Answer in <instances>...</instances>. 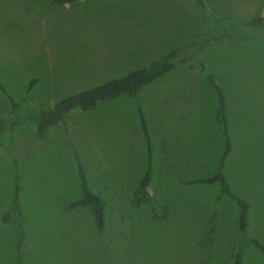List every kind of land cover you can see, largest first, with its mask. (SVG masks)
<instances>
[{"label": "rangeland", "instance_id": "1", "mask_svg": "<svg viewBox=\"0 0 264 264\" xmlns=\"http://www.w3.org/2000/svg\"><path fill=\"white\" fill-rule=\"evenodd\" d=\"M250 1L253 7L260 0ZM166 4L170 5L169 16L165 13ZM180 8L179 0L157 6L154 0H76L61 5L50 0H0V84L8 95L20 100L27 84L35 79L22 105L33 107L40 102L47 107L60 99L57 96L62 91H68L65 97L82 90L73 89L80 84L89 88L120 77L170 49L161 46L154 52L156 49L150 50L149 45L164 43L168 37L163 40L160 30L170 34L171 28L180 24L156 23V19L166 17L162 21L168 22L174 16L179 17ZM253 10L257 12L258 7ZM190 12L193 11L189 8ZM97 18H104L106 23L102 25ZM245 32L256 38L245 44L215 45L203 53L209 71L210 63L217 66L214 77L223 94L225 84L241 82L240 88L248 97L233 104L234 114L227 119L233 148L223 173L230 188L251 205L249 234L264 242V22ZM187 36L178 37L179 41ZM196 74L177 62L170 72L141 87L135 96L121 95L82 112L79 121L85 125L84 132L75 136L69 130L55 129L54 135L40 144L25 126L0 135L1 205L8 204L16 163L27 202H41V209L36 204L34 211L26 210L22 191L19 194L22 219L34 236V242L22 245L23 264H230L229 255L237 244L235 202L226 196L216 200V183H172L175 177L167 164L151 168L157 180L147 186L152 198L169 206L167 220H152L148 205L132 202L133 184L122 182L118 186L106 173L86 175L90 189V178L103 177L100 198L105 203L106 226L102 232H77L86 219L85 215L77 217L80 213L68 229L53 223L63 216L57 215L58 209L53 210L51 202L60 196L59 203H65L66 196L78 185L76 155L88 171L94 162H99L98 152L103 151L104 157L109 158L118 149L112 159L122 173L128 175L137 170L140 157L136 149L120 146L117 134H121L122 127L141 126V117L154 140L150 160L155 165L162 152L157 142L163 141L167 146L169 141L177 147L175 152L189 149L193 163L201 167L199 171L186 173V177L210 174L221 146L220 132L213 120L216 101L205 79ZM2 97L6 98L0 90V103ZM96 142L101 147L96 148ZM131 178L132 173L128 175ZM3 211H0V264H15L14 235L10 225L1 221ZM212 215L216 229L207 252L197 245V239ZM52 231L60 241H45V235ZM70 234L74 235V242L66 245L60 236ZM242 261L264 264V255L248 245Z\"/></svg>", "mask_w": 264, "mask_h": 264}, {"label": "trees", "instance_id": "2", "mask_svg": "<svg viewBox=\"0 0 264 264\" xmlns=\"http://www.w3.org/2000/svg\"><path fill=\"white\" fill-rule=\"evenodd\" d=\"M54 4H73L76 0H50ZM194 5L199 9L200 14L206 20L205 28L183 40L177 46L170 48L163 55L149 61L146 65L132 69L124 75L103 81L98 85L82 89L76 93L65 96L55 102L49 108H37L22 105L25 101V94L36 83L35 79L30 80L25 88L23 99L15 100L8 95L0 84V90L8 100V109L0 115V134L13 131L16 127L25 126L30 130L38 141L47 138L51 128L63 123L66 113L72 110L89 111L97 103L115 98L120 95L135 96L142 86L162 77L170 72L177 62L184 64L188 69L196 68L197 72L205 79L206 84L212 89L216 106L213 113V120L220 132V148L217 150V159L214 166L210 167V174L207 176L198 175L183 182L185 185L204 183H216L218 195L232 199L237 207V216L234 220V228L237 235V244L232 249L229 259L230 264H244L242 256L248 245L255 247L264 255V242L248 232V214L250 209L249 201L242 195L230 188L223 168L225 161L232 151V143L228 132V122L226 117V107L223 93L217 84L214 74L208 69V60L204 51L215 45L246 43L253 41L256 36L245 30H255L258 25L264 22V17L251 18L246 21L230 20L217 14L214 6L209 0H193ZM141 129L146 135L144 120L140 119ZM147 138V137H146ZM148 145V142H146ZM76 174L79 180L78 195L67 202L66 207L85 208L89 211L94 226V230L102 232L106 226L105 203L100 196L93 192L87 185L86 176L82 164L77 155ZM18 175L13 176V193L8 207L1 214V221L8 223L14 235V260L15 264H23L21 259V248L26 237L23 225L21 209L18 203ZM149 185V166L146 167L142 175L133 184L130 196L135 205H148L151 212V219L154 221H164L168 218L169 206L164 202H159L152 198L147 192ZM215 218L212 215L205 222V229L199 234L197 245L207 252L214 242Z\"/></svg>", "mask_w": 264, "mask_h": 264}, {"label": "crops", "instance_id": "3", "mask_svg": "<svg viewBox=\"0 0 264 264\" xmlns=\"http://www.w3.org/2000/svg\"><path fill=\"white\" fill-rule=\"evenodd\" d=\"M94 1H99V0H94ZM166 1H169V0H154L155 6H157L158 3H160V5H161V2H166ZM179 1H180V5H181V8H180V15L181 16H179V17L174 16L173 19L172 20L170 19V21H168V22L162 21V20H167V19H165L166 17H164L163 19L160 20V16H159L156 19V21H157L156 23L168 24L170 22L172 26L174 23H180V24H176L175 28H171L170 34L169 33H163L162 30H160V33L164 37L163 40H165L167 37L168 38L164 43H161L162 41H160L157 45L155 43L149 45V47H151V48H149L150 50L156 49V50H154V52L155 51L157 52V49H159L161 46H166V50H168L171 47L177 46L181 42V41H179L180 39L178 37L188 35L187 37H185V40H186V38H188V37L190 38L193 34L198 33L204 29V27L206 25V20L202 17V15L200 14V12L198 10H195L193 8V7H196L193 3V0H179ZM209 1L214 6L215 10L217 11V13L221 17H225V18H228L230 20L246 21V20L251 19V18L264 17V0H260L256 6H253V7H258L257 12L253 10L252 3L250 0H209ZM165 7L167 9L165 13L168 14V16H169L170 5L166 4ZM189 8H190V10L193 11L192 13L191 12L188 13ZM248 9L250 12L249 14H248ZM96 20L99 23H102V25H103V23H106V20L104 18L100 19V20L97 18ZM165 26H167V25H165ZM258 26H257V28H258ZM138 28H141V27H138ZM106 31H113V29L112 30H106ZM116 32H118V31H116ZM174 34H176V35H174ZM121 38L128 39L127 37H125V38L121 37ZM129 38L133 39V40L138 39L135 37H129ZM247 43H250V42H247ZM236 44L237 43L230 44V45H236ZM238 44H245V43H238ZM255 54L256 53H253L252 55L254 56ZM211 60L214 61V58L212 57ZM210 68H211L210 71L213 74L215 72H217V66L215 64L210 63ZM195 70L189 69V71L193 74H196L195 72H197V70L196 71ZM196 75L199 76V74H196ZM160 79H161V77L156 79V80H160ZM87 86H81V84H80L78 86H75L73 89H79V88L84 89ZM240 86H243V84L241 82L234 83V84H232V83L231 84H225V93H224L225 95L223 94V96H224V100L226 103L225 107H226L227 119L229 118L230 114H234L233 113V104L236 103L237 101H242L244 98H248L242 92V89L240 88ZM140 90H141V88L138 89V91H140ZM67 92L68 91H62V92H60L59 96H57V97L61 96L60 97V99H61V98H63V95L69 94ZM28 93H30V92L28 91ZM126 96H129V95H126ZM117 97H115V98H117ZM111 99H114V98H111ZM106 100H110V99H106ZM106 100H103V101H106ZM31 101L34 102V99ZM103 101H101V102H103ZM101 102L97 103V105L95 107H97L98 104H100ZM36 104L41 105L40 102H36ZM53 104H51V106ZM39 105H37V106L34 105L33 107H37V108H49V107H51L49 105L47 107H45L43 105H41V106H39ZM7 109H8V100L6 98L4 99L2 97V100L0 103V114L3 115ZM82 112H85V111L72 110V111H69L68 113H66L64 116L63 123L58 124L57 126L51 128L48 132L47 138H48V136L51 137L54 135V134L52 135V133H53L52 131L55 129H58L57 132H63L65 129L69 130L72 133V136L73 135L75 136L79 133H83L84 132L83 126H85V125H83L81 123V121H79V120H81L80 115L83 114ZM19 127H21V126H19ZM19 127H16L13 131H10V132L17 131V129ZM60 129H62V130H60ZM28 131L34 137V134L30 130H28ZM117 135H118L117 140H118L120 146L121 145L122 146L128 145V146L134 147L136 149L138 156L140 157V159H139L140 165L137 168V170L133 169L128 173V175H131V173H132V178L129 180L128 175L123 174L120 167L118 165H116V162L112 159V156L113 155L115 156L118 149L117 150L115 149L113 151L114 153L111 152L112 155H110L109 158L104 157L103 151L98 152L97 156L100 154V156H98V159H97L99 162H94V165L88 167V171H86L85 168H83L85 176L87 174L92 176V174L93 175H96V174L104 175V174L108 173L110 175V177L112 179H114V182L118 186L122 182L135 184L136 180L142 175V173L144 172L146 167L149 166V183H156L157 178L155 177L156 175L153 173L151 168H153V167L156 168V166H158V165L160 167H164L165 164H167V165H169L168 167L170 168L171 174L175 177V180L172 183H176V182L177 183H183L186 180H190V177H191L190 174H188L189 177H186L187 176V175H185L186 173H189V172L193 173V171H192L193 169H197L199 171L198 168H201L199 165H195L193 163V158L191 156V152L189 149H187L186 151L182 150V152L177 150L175 152L174 149L177 147L173 146L171 143H169V141H167V146H165V143L163 141L161 143H160V141L157 142L158 145H161L162 152L159 151L161 154L160 159H159L158 164L155 165L153 163V161L150 160V152H153L155 150V144H154L153 137H152V135L148 134V131H146V135H147L146 136L147 138H146L144 132L141 129L140 124L132 125V126L128 125V126L122 127L121 134H117ZM47 138H46V141H38L36 138L35 139L40 144H44L45 142H47ZM146 142H148V145L146 144ZM231 143H232V141H231ZM40 144H38V146H40ZM232 145H233V143H232ZM95 146H96V148L101 147V143L96 142ZM103 147L105 150L107 149L105 146H103ZM167 154H168L169 159L165 160L167 158ZM37 158H39V157L36 156L35 160H37ZM14 166H15L14 173L16 172V174L18 175V178H19L17 181L18 186H19L18 203H19V206L21 209L19 194L22 191V189H21L22 188V175L17 170V167H16L17 163H16V165L14 164ZM130 169H131V167H129L128 170H130ZM75 170H76V164H75ZM172 172H174V173H172ZM181 174H184V175H181ZM13 176H14V174H13ZM191 179H193V178H191ZM37 181L39 182L40 178L37 179ZM90 182H91L90 183L91 190L100 196L101 195L100 190L104 189L103 188V177L98 175L94 178H90ZM23 192L24 191H22V194L24 196H22V200L24 202V206H25L26 210L32 209L34 211L35 210L34 205H36V204L38 206V209H41V202H37V201H36V203H34L33 201L27 202V198H26L27 193L26 192L23 193ZM44 192L47 193V191H44ZM78 192H79V180H78V185L74 187L72 194L70 193L69 195L66 196L65 203H62V201H61V203H59V200H60L59 197L60 196H55L54 201L51 202V206H52L53 210L58 209L55 211L58 216H63V217H60L58 220H54L53 223L55 225H59V228H61L60 224H62L63 225L62 228L68 229L69 224L74 223V217H76L77 214L80 213V215L77 217H80L81 215H85L86 219L83 221H85L87 224H84L85 223L84 222L83 226L77 232L94 230L95 228H94L93 223H92L91 215L87 209H85V208L69 209L66 207L67 202L74 199V196L76 194L78 195ZM12 193H13V178H12V192L7 197V201H6V202H8V204L6 203L7 205L6 204L1 205V203H0V211L3 209L5 210L8 207V205L10 203V199H11L10 196H12ZM41 195H42V193H41ZM28 197H30V196H28ZM43 204H44V201H43ZM43 204H42V206H43ZM78 209H81V210H78ZM53 212H50V213L52 214ZM23 225H24V228L26 231V237H25L24 242H25V245H27L28 242H32V241L34 242V240H33L34 236H33V234L30 233L32 231V229H30L29 226L24 223V221H23ZM45 236H46L45 241H48V242L49 241H55V240L60 241L59 236H58V234H56V232L52 231ZM77 236H76V238H77ZM74 238L75 237L73 234L72 235L70 234L67 237L60 236V239H62L61 241H63L66 245H68L70 241L74 242L73 241ZM77 239H80V238H77ZM44 243L45 242L42 241L43 245H44ZM21 250H22V248H21Z\"/></svg>", "mask_w": 264, "mask_h": 264}]
</instances>
